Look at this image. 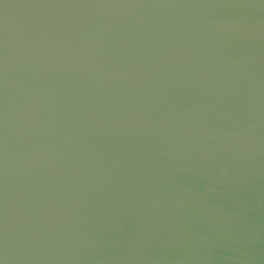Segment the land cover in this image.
<instances>
[{
    "label": "water",
    "instance_id": "1",
    "mask_svg": "<svg viewBox=\"0 0 264 264\" xmlns=\"http://www.w3.org/2000/svg\"><path fill=\"white\" fill-rule=\"evenodd\" d=\"M0 264H264V0H0Z\"/></svg>",
    "mask_w": 264,
    "mask_h": 264
}]
</instances>
